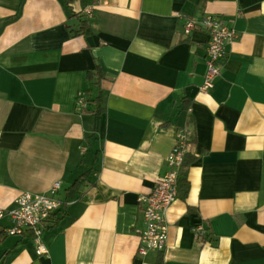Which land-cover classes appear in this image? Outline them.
<instances>
[{
    "label": "crops",
    "instance_id": "1",
    "mask_svg": "<svg viewBox=\"0 0 264 264\" xmlns=\"http://www.w3.org/2000/svg\"><path fill=\"white\" fill-rule=\"evenodd\" d=\"M204 16L237 33L207 91V34H183ZM82 20L92 45L70 33ZM97 65L96 131L85 91ZM180 132L188 190L167 212L165 249L139 256L138 197L166 172ZM56 182L62 205L41 236L45 253L1 236L0 264H264V0H0V209Z\"/></svg>",
    "mask_w": 264,
    "mask_h": 264
},
{
    "label": "built area",
    "instance_id": "2",
    "mask_svg": "<svg viewBox=\"0 0 264 264\" xmlns=\"http://www.w3.org/2000/svg\"><path fill=\"white\" fill-rule=\"evenodd\" d=\"M91 16V10H86ZM201 30L207 34V71L201 90L212 89L213 80L220 74V62L225 58L228 47L234 42L237 33L227 22L218 17L204 16L188 19L183 25V34L190 35ZM188 136L180 132L174 147L166 156L167 170L155 182L152 190L138 197L142 217L140 228L135 229L139 238L137 254L146 256L150 252H162L166 246L168 223L167 212L176 200L178 194L179 170L188 153ZM61 184H53L49 193H21L15 200L11 211L0 209V220L8 218L9 228L4 229L7 236L29 237L33 241L37 254L45 253L41 244V236L51 216L61 207L62 202L57 197ZM193 233L199 242H207L206 230L202 224L193 228Z\"/></svg>",
    "mask_w": 264,
    "mask_h": 264
},
{
    "label": "trees",
    "instance_id": "3",
    "mask_svg": "<svg viewBox=\"0 0 264 264\" xmlns=\"http://www.w3.org/2000/svg\"><path fill=\"white\" fill-rule=\"evenodd\" d=\"M67 5L71 3L72 0H63ZM70 33L76 36L89 37L91 35L90 26L88 25L86 20H82L79 23V28L77 30H71ZM106 79V75L103 70L97 65L96 68L92 71H88L86 73V80L88 81L89 88L85 91V102L92 103L94 105V110L87 111L94 119V128L98 129L100 117L103 113V92L101 90V83ZM93 87H98L99 91L97 96L92 99V89ZM193 162V158L185 157L184 162L179 170L178 176V188H182L184 190V194L188 190L187 183V172L189 165ZM91 171H87L83 173L78 179L68 188L66 194V200L73 201L79 193V189L82 185L86 183L90 176ZM7 236L4 234L3 230H0V237ZM206 237V236H205ZM155 264H164L163 259L159 258Z\"/></svg>",
    "mask_w": 264,
    "mask_h": 264
},
{
    "label": "water",
    "instance_id": "4",
    "mask_svg": "<svg viewBox=\"0 0 264 264\" xmlns=\"http://www.w3.org/2000/svg\"><path fill=\"white\" fill-rule=\"evenodd\" d=\"M87 41L89 42L90 45H92V39L90 37L87 38Z\"/></svg>",
    "mask_w": 264,
    "mask_h": 264
},
{
    "label": "rangeland",
    "instance_id": "5",
    "mask_svg": "<svg viewBox=\"0 0 264 264\" xmlns=\"http://www.w3.org/2000/svg\"><path fill=\"white\" fill-rule=\"evenodd\" d=\"M8 238V237H7Z\"/></svg>",
    "mask_w": 264,
    "mask_h": 264
}]
</instances>
